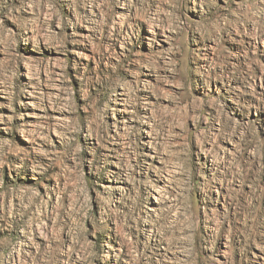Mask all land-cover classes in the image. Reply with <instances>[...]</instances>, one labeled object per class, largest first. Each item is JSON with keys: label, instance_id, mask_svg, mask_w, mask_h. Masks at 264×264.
I'll use <instances>...</instances> for the list:
<instances>
[{"label": "rangeland", "instance_id": "374dc122", "mask_svg": "<svg viewBox=\"0 0 264 264\" xmlns=\"http://www.w3.org/2000/svg\"><path fill=\"white\" fill-rule=\"evenodd\" d=\"M0 264H264V0H0Z\"/></svg>", "mask_w": 264, "mask_h": 264}]
</instances>
